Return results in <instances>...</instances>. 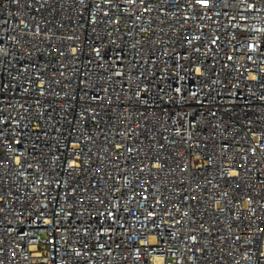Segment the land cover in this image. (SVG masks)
<instances>
[{
	"label": "built area",
	"instance_id": "built-area-1",
	"mask_svg": "<svg viewBox=\"0 0 264 264\" xmlns=\"http://www.w3.org/2000/svg\"><path fill=\"white\" fill-rule=\"evenodd\" d=\"M0 264H264V0H0Z\"/></svg>",
	"mask_w": 264,
	"mask_h": 264
},
{
	"label": "snow or ice",
	"instance_id": "snow-or-ice-1",
	"mask_svg": "<svg viewBox=\"0 0 264 264\" xmlns=\"http://www.w3.org/2000/svg\"><path fill=\"white\" fill-rule=\"evenodd\" d=\"M199 2H201V3H207V0H199Z\"/></svg>",
	"mask_w": 264,
	"mask_h": 264
}]
</instances>
